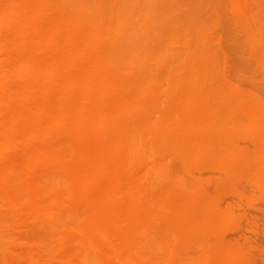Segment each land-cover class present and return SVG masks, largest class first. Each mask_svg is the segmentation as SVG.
I'll use <instances>...</instances> for the list:
<instances>
[{
	"label": "bare ground",
	"instance_id": "1",
	"mask_svg": "<svg viewBox=\"0 0 264 264\" xmlns=\"http://www.w3.org/2000/svg\"><path fill=\"white\" fill-rule=\"evenodd\" d=\"M68 1L0 0V203L77 241L69 264H147L158 229L210 226L218 211L165 171L145 176L144 152L213 162L228 175L239 153L224 132L243 114L262 129L250 137L263 144L264 98L222 75L202 33L178 61L154 56L128 43V21L138 16L120 9L134 11L133 2L135 9L111 0L94 17ZM52 160L51 172L37 169ZM69 209L81 216L76 232L62 227ZM233 260L223 251L212 256V264Z\"/></svg>",
	"mask_w": 264,
	"mask_h": 264
},
{
	"label": "rangeland",
	"instance_id": "2",
	"mask_svg": "<svg viewBox=\"0 0 264 264\" xmlns=\"http://www.w3.org/2000/svg\"><path fill=\"white\" fill-rule=\"evenodd\" d=\"M70 1L78 6V10L84 9L94 17L99 16L101 7L110 8L112 2L111 0H108V3L107 0H81L82 2L77 0L78 3L75 0ZM233 1L235 2V0H126V2L122 0L123 8L127 4V6L131 5L129 8L137 9L133 11L126 8L120 11L125 13V16L128 12L132 17L136 14L138 16L137 19L135 17L130 19L128 23L131 25L127 26V29L129 28L127 31L131 30L129 32L131 39H128V43H132V47L137 45L139 47L134 46V48H142L146 51L151 49L150 51L154 50L155 53L159 50L158 55L152 52L154 56L165 53L168 58L171 57V60H176L178 57L176 60L178 61L185 48L191 47L194 38L202 33L207 45H210L217 67L220 72H225L222 75L232 83L236 82V85L245 87L244 89L249 88L264 98V0H246V2L236 0L240 4L247 5V15L250 16L248 18L253 19L250 22L251 27L255 25L251 31L257 33V39L254 36L257 42L240 18L238 3L233 4ZM127 2H133L135 7ZM140 14L144 16H141L142 19L139 18ZM138 19L144 20L142 24L135 23ZM134 20L135 28L136 25H140L139 28L137 27L139 31L132 27ZM143 24L147 25L149 31L153 28L151 30L153 33L150 31L152 38L146 26H144L145 30L141 28ZM133 29L137 34L140 31L142 33L146 31L147 34L140 33L136 36L135 31L132 32ZM140 38L144 39L143 43ZM172 38L177 40L173 41ZM138 39L141 41L139 42ZM161 46L165 47V51ZM223 67L225 69H222ZM170 68L171 66L167 71H170ZM233 123L236 129L225 131L224 136L236 143L239 158L228 175H223L213 162L198 163L191 159L183 160L175 155L154 159L155 156L144 152L142 172L145 176L153 171L156 174L165 171L173 179L181 180L191 190L199 188L198 196L207 198L212 207L218 211L216 221L210 226L202 225L192 231L158 229L152 235V257L150 260L147 258V264H212V256L217 251L231 254L234 260L230 264H264V143L258 144L251 139L261 134L262 129L255 128L243 114L236 115ZM15 151L16 149L13 153ZM54 166L53 160L44 161L37 169L48 173L55 168ZM62 182L66 183L65 180ZM4 203L3 205L0 203L1 210L6 206L10 207ZM10 208L15 212L12 210V213L11 209L6 208L7 210H2L3 212L0 213V264H69L70 257L78 249L77 241L68 239L65 242L59 234L47 231L33 215L19 212L21 210L14 207ZM9 211L11 212L8 213ZM70 211L71 209L63 211L62 227L76 232L81 216L75 211L71 213ZM21 214L26 219L22 218Z\"/></svg>",
	"mask_w": 264,
	"mask_h": 264
}]
</instances>
